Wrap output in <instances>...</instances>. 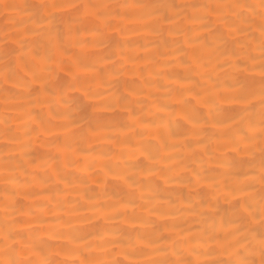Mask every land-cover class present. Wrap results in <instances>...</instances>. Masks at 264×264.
<instances>
[{"label":"bare ground","instance_id":"bare-ground-1","mask_svg":"<svg viewBox=\"0 0 264 264\" xmlns=\"http://www.w3.org/2000/svg\"><path fill=\"white\" fill-rule=\"evenodd\" d=\"M262 207L264 0H0V264H264Z\"/></svg>","mask_w":264,"mask_h":264},{"label":"snow or ice","instance_id":"snow-or-ice-1","mask_svg":"<svg viewBox=\"0 0 264 264\" xmlns=\"http://www.w3.org/2000/svg\"><path fill=\"white\" fill-rule=\"evenodd\" d=\"M73 7H75V5H73ZM261 213H262L261 220H262V223H264V207H262ZM261 238H262V242H264V233H262ZM10 264H14V262H10Z\"/></svg>","mask_w":264,"mask_h":264}]
</instances>
